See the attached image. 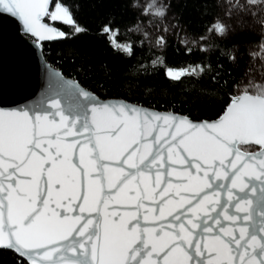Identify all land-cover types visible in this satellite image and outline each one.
<instances>
[{"label":"snow or ice","instance_id":"6c2138e0","mask_svg":"<svg viewBox=\"0 0 264 264\" xmlns=\"http://www.w3.org/2000/svg\"><path fill=\"white\" fill-rule=\"evenodd\" d=\"M218 6L223 15L198 35H188L172 0L143 5L126 28L140 39L127 45L113 43L115 20L101 26L126 59L145 44L166 54L169 35L187 55L199 52L187 67L166 68L179 92L151 83L165 55L130 66L116 86L106 64L73 67L67 75L79 80L49 72L41 102L0 107V251L15 264H264V80L211 59L219 52L236 64L219 41L234 19L264 30V0ZM78 7L0 0V14L41 51L83 31ZM210 7L204 0L203 14ZM198 89L214 108L193 107L188 95Z\"/></svg>","mask_w":264,"mask_h":264},{"label":"trees","instance_id":"16d2710c","mask_svg":"<svg viewBox=\"0 0 264 264\" xmlns=\"http://www.w3.org/2000/svg\"><path fill=\"white\" fill-rule=\"evenodd\" d=\"M142 1L134 0L138 5ZM70 2L79 6L78 11H75L74 20L83 31L73 35L71 39L45 43L43 49L46 60L66 77L81 79L76 74L67 75L73 67H79L81 64L94 65L97 68L101 64H106L112 70L110 83L116 86L129 78L127 73L130 66L137 63H150L153 57L163 58L166 55V66L150 68V71L155 73L150 77L151 83L157 87L168 86L179 92L184 85L172 84L166 76V68L179 70L202 59L199 52L187 55L185 49L177 45L178 38L172 35L168 37L169 47L166 54L154 49L150 52L149 46L145 44L143 48H136L135 57L126 59L114 49L109 43V36L101 34L100 29L104 23L115 20L114 27L118 26L119 32L112 33L115 36L114 44L123 46L139 40L140 37L136 33L127 31L126 28L132 27L141 9L133 10L129 7L131 0H70ZM203 2L204 0H172V9L181 16V23L187 29L189 36L202 34L206 26L214 22L217 15H223L224 9L218 5L223 4L224 0H210L211 7L207 15L203 14ZM58 27L68 33H71L73 29V26L63 23L58 24ZM263 33L260 26L254 24L251 18H245V22L237 24L227 39L219 41L222 49L235 50L238 58L236 64L230 63L228 58L221 56L219 52L211 54L212 64L215 66L219 59L225 70L231 69L232 73L238 77L248 69L261 72L260 68L264 67H255L256 59L253 50L263 42ZM206 82L210 83V81ZM188 83L189 81H184L185 85ZM188 99L193 107L200 108L202 111L215 107V102L204 97L199 89L191 92ZM0 264H15L13 253L0 251Z\"/></svg>","mask_w":264,"mask_h":264},{"label":"water","instance_id":"95a60500","mask_svg":"<svg viewBox=\"0 0 264 264\" xmlns=\"http://www.w3.org/2000/svg\"><path fill=\"white\" fill-rule=\"evenodd\" d=\"M20 37V22L0 14V100L9 101L0 107L39 103L48 95V73L64 75L46 60L43 51ZM55 41L59 40L51 42Z\"/></svg>","mask_w":264,"mask_h":264},{"label":"rangeland","instance_id":"374dc122","mask_svg":"<svg viewBox=\"0 0 264 264\" xmlns=\"http://www.w3.org/2000/svg\"><path fill=\"white\" fill-rule=\"evenodd\" d=\"M148 2H149V0H143L142 2L139 3V5L141 6L140 7L141 11L143 10L142 6L147 4ZM232 23H233L234 27L237 26V24H239L236 22L235 19L232 21ZM263 32H264V30H263ZM253 54H254V57L256 59V61L254 63L255 67L256 68H258L260 66L264 67V40L258 48L253 50ZM260 69H261V72H259L258 70H254V69L252 71V75L254 76V78L256 80H264V68L263 69L260 68Z\"/></svg>","mask_w":264,"mask_h":264}]
</instances>
